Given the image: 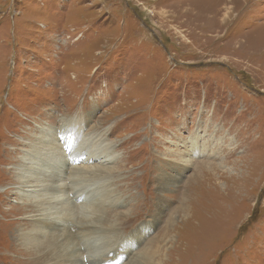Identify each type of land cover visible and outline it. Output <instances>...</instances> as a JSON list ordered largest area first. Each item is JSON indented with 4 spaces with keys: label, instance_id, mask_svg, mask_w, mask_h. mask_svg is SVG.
I'll return each instance as SVG.
<instances>
[{
    "label": "rangeland",
    "instance_id": "obj_1",
    "mask_svg": "<svg viewBox=\"0 0 264 264\" xmlns=\"http://www.w3.org/2000/svg\"><path fill=\"white\" fill-rule=\"evenodd\" d=\"M64 125L116 156L119 264H264V0H0V264L31 263L16 173Z\"/></svg>",
    "mask_w": 264,
    "mask_h": 264
},
{
    "label": "bare ground",
    "instance_id": "obj_2",
    "mask_svg": "<svg viewBox=\"0 0 264 264\" xmlns=\"http://www.w3.org/2000/svg\"><path fill=\"white\" fill-rule=\"evenodd\" d=\"M228 12L229 8L224 16ZM68 128L64 125L59 133L39 136L40 142L16 173L18 196L29 198L25 201L30 209L27 219L32 223L19 235L24 244L21 252L30 257V264H119L124 257L118 251L116 234L123 230L120 222L127 216H119L118 228L117 223L103 222L111 207L108 204L118 203L107 188L117 170L110 167L116 156L103 148L99 135H83L84 142L72 144L74 135H69ZM78 159L81 165H76ZM89 160L97 165H86L91 164ZM73 193L81 207L73 204ZM179 210L183 216L186 207Z\"/></svg>",
    "mask_w": 264,
    "mask_h": 264
}]
</instances>
